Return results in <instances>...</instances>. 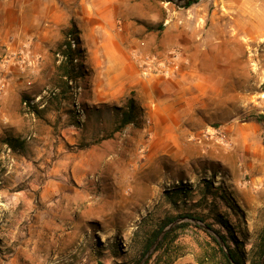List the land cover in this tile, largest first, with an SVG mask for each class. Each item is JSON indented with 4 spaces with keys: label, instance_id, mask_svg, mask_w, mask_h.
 <instances>
[{
    "label": "rangeland",
    "instance_id": "obj_1",
    "mask_svg": "<svg viewBox=\"0 0 264 264\" xmlns=\"http://www.w3.org/2000/svg\"><path fill=\"white\" fill-rule=\"evenodd\" d=\"M187 1L57 0L66 18L45 40L50 63L28 71L19 108L3 104L0 264H134L153 229L187 212L230 237L222 215L247 263L256 256L264 229V0ZM73 22L77 76L59 92L58 50ZM7 64L0 50V97ZM132 93L143 116L117 131ZM26 97L42 117L24 108ZM4 136L21 137L25 148L14 151ZM182 185L187 196L169 197ZM168 244L171 255L160 250L148 264L160 256L159 264H222L193 224Z\"/></svg>",
    "mask_w": 264,
    "mask_h": 264
},
{
    "label": "crops",
    "instance_id": "obj_2",
    "mask_svg": "<svg viewBox=\"0 0 264 264\" xmlns=\"http://www.w3.org/2000/svg\"><path fill=\"white\" fill-rule=\"evenodd\" d=\"M67 14H71L69 10ZM64 18L66 7L61 8L57 0H0V50L8 63L6 76L11 75L0 97V120L4 102L11 101L12 107L19 108L15 96L26 90L28 71L45 68V58L50 63L52 46L45 40L55 34L56 25Z\"/></svg>",
    "mask_w": 264,
    "mask_h": 264
},
{
    "label": "trees",
    "instance_id": "obj_3",
    "mask_svg": "<svg viewBox=\"0 0 264 264\" xmlns=\"http://www.w3.org/2000/svg\"><path fill=\"white\" fill-rule=\"evenodd\" d=\"M195 3L194 0H189L186 3L187 7H190ZM81 39L79 35V30L77 28V25L73 22L70 28L66 31L65 39L60 45V48L58 50V53H60L64 59L60 62L58 65V70L60 71V74L62 78L64 79V85L62 86L60 84H57V87L60 89L59 92H64L66 89V86H70V81H73L76 79L75 72L76 67L74 65V61L77 59L75 57V50L73 49L74 45H80ZM79 51L81 49L79 48ZM78 72V71H77ZM56 95V94H55ZM59 95V94H58ZM25 101L28 102L30 105V108L32 112L37 113L39 117H42L40 115V111L36 108V105L33 101V99H29L26 97ZM120 111V120L117 126V131H120L124 129L125 127L132 125V124H138L140 119L143 116V109L140 107V105L137 103L134 93L131 94V97L128 99L126 107H122L119 109ZM44 118V117H43ZM258 120H263L264 117L261 115L257 118ZM3 142L6 144L9 148L13 149L14 151H20L25 148L26 141L22 139L21 137H13V136H4ZM208 191L211 192V187L207 185ZM188 190L184 185L178 186L172 191L169 195L177 196L179 200V196L184 194L187 196ZM209 192V193H210ZM208 194H204L203 197H207ZM172 197V196H171ZM225 198V197H224ZM175 202H177L175 200ZM217 219L219 220V223L227 228V230L230 232V237H228L226 234L222 233L221 230L216 229L214 227L213 223L206 222V220L203 217H200L194 213H181L176 217H169L165 219L161 225H159L157 228L153 229L150 234L146 237L142 251L140 252V257L134 262V264H139L141 260L145 257L147 252L150 250V248L154 245L158 237L161 235L163 230L170 225L173 221H175L177 218L181 219H197L201 220L202 222H205L212 231H214L224 242V245H222L221 241L214 236L209 230H206L201 225L193 223L191 221H182L181 223L175 225L172 227L167 233L164 235V237L161 239V241L158 243L155 252L151 255L150 259L145 263L148 264L149 261L152 259V257L160 250L162 252H165L167 256H170V248H169V240L171 235L177 231L178 229L185 228L188 225H194L195 227L204 230L212 239V241L216 244V255L217 258L221 259L222 264H248L246 253L242 250L243 244L242 241L238 238L237 234L232 228V225L230 224L228 219H225L222 217V215L217 214ZM172 240V239H171ZM233 243L234 245H231ZM258 251L256 256H253L250 258V264H264V229L262 230L260 237H259V243H258ZM162 257L160 256L157 263L159 264V260Z\"/></svg>",
    "mask_w": 264,
    "mask_h": 264
},
{
    "label": "water",
    "instance_id": "obj_4",
    "mask_svg": "<svg viewBox=\"0 0 264 264\" xmlns=\"http://www.w3.org/2000/svg\"><path fill=\"white\" fill-rule=\"evenodd\" d=\"M179 221H191L193 223L201 225L203 228H205L206 230H209L214 236H216L219 239V241H221L222 245H224L223 240L214 231H212L210 229V227L205 222H202L201 220H197V219H185L184 218V219H180V220H176V221L172 222L170 225H168L163 230V232L158 237V239L156 240L154 245L150 248V250L147 252L145 257L141 260V262L139 264H145L147 262V260L151 257V255L155 252L158 243L161 241V239L164 237V235L167 233V231H169L172 227H174L176 225V223L179 222Z\"/></svg>",
    "mask_w": 264,
    "mask_h": 264
},
{
    "label": "built area",
    "instance_id": "obj_5",
    "mask_svg": "<svg viewBox=\"0 0 264 264\" xmlns=\"http://www.w3.org/2000/svg\"><path fill=\"white\" fill-rule=\"evenodd\" d=\"M5 88H6V83H5V81H4L3 79H0V95H1L2 92L5 90ZM23 105H24V108H25L26 110H28V111L31 110L30 105L28 104L27 101H24V102H23Z\"/></svg>",
    "mask_w": 264,
    "mask_h": 264
}]
</instances>
